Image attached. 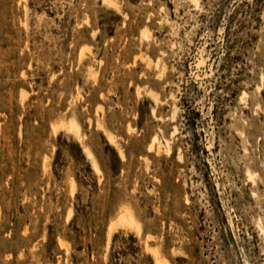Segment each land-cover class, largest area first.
Segmentation results:
<instances>
[{
	"label": "rangeland",
	"instance_id": "obj_1",
	"mask_svg": "<svg viewBox=\"0 0 264 264\" xmlns=\"http://www.w3.org/2000/svg\"><path fill=\"white\" fill-rule=\"evenodd\" d=\"M107 1L0 0V264H264V0Z\"/></svg>",
	"mask_w": 264,
	"mask_h": 264
},
{
	"label": "bare ground",
	"instance_id": "obj_2",
	"mask_svg": "<svg viewBox=\"0 0 264 264\" xmlns=\"http://www.w3.org/2000/svg\"><path fill=\"white\" fill-rule=\"evenodd\" d=\"M195 1V0H194ZM103 2L104 3H108V1L107 0H103ZM148 33V32H147ZM143 36V35H142ZM141 36V37H142ZM145 36V35H144ZM147 36V35H146ZM148 37V36H147ZM152 92V91H151ZM154 93V92H153ZM149 94V93H148ZM151 95V94H150ZM153 95H151V97H152ZM154 98V97H153ZM62 126H66V124L64 125V124H62ZM68 130H70L71 132H73L74 133V135H78V133H79V127L76 125V123L75 122H72L71 121V123H69V125H68ZM153 139V138H152ZM158 142H160V141H158ZM157 143V142H156ZM158 149V148H157ZM157 151V150H156ZM84 153H85V155H86V157L91 161V165H92V167H93V169H94V171H96V172H100L99 170H98V167H97V165H96V163L94 162V159H93V155H92V153L88 150V149H86V147H85V149H84ZM264 167V166H263ZM97 174V173H96ZM249 174V173H248ZM250 175H251V173H250ZM250 177V176H249ZM252 177H253V175H252ZM251 178V177H250ZM253 179V178H252ZM122 207V206H121ZM120 207V208H121ZM125 207V206H124ZM122 209V208H121ZM120 209V210H121ZM131 211H132V209H131ZM130 211V209H128V208H123L122 210H121V212H118V214H119V216H117V220L116 221H112V223H111V227L113 228V227H116V225H119L118 227H120V226H122V228L123 227H126V228H129L130 227V229L131 228H134L135 230H139V223H138V221H136V220H138V219H135L134 218V216H133V214H132V212ZM136 217V216H135ZM112 228H109V229H112ZM129 230V229H128ZM130 231V230H129ZM136 231V232H137ZM109 233V232H108ZM110 233H111V230H110ZM135 233V232H134ZM139 234V233H138ZM140 234H141V229H140ZM139 234V235H140ZM108 236V235H107ZM147 237H148V235H147ZM154 249V248H153ZM159 250V249H158ZM151 251V250H150ZM153 251V250H152ZM154 252V251H153ZM157 252V251H156ZM150 253V252H149ZM160 253V252H159ZM155 256V260L154 261H156V264H166L165 262H163L162 260H160V258H157V256L156 255H154ZM159 256H160V254H159ZM162 257V256H161ZM162 259V258H161ZM165 260V259H164Z\"/></svg>",
	"mask_w": 264,
	"mask_h": 264
},
{
	"label": "water",
	"instance_id": "obj_3",
	"mask_svg": "<svg viewBox=\"0 0 264 264\" xmlns=\"http://www.w3.org/2000/svg\"><path fill=\"white\" fill-rule=\"evenodd\" d=\"M227 236H228V238L230 239V236H229V234H227Z\"/></svg>",
	"mask_w": 264,
	"mask_h": 264
}]
</instances>
